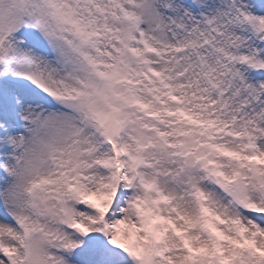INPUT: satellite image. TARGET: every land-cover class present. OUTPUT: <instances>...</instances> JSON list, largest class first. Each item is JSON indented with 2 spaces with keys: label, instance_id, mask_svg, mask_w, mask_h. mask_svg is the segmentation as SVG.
Wrapping results in <instances>:
<instances>
[{
  "label": "snow or ice",
  "instance_id": "snow-or-ice-1",
  "mask_svg": "<svg viewBox=\"0 0 264 264\" xmlns=\"http://www.w3.org/2000/svg\"><path fill=\"white\" fill-rule=\"evenodd\" d=\"M0 264H264V0H0Z\"/></svg>",
  "mask_w": 264,
  "mask_h": 264
}]
</instances>
